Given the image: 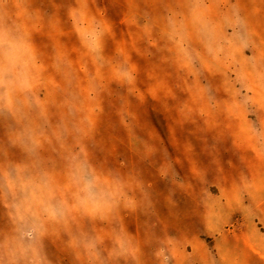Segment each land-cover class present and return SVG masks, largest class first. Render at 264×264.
<instances>
[{"label":"rangeland","instance_id":"374dc122","mask_svg":"<svg viewBox=\"0 0 264 264\" xmlns=\"http://www.w3.org/2000/svg\"><path fill=\"white\" fill-rule=\"evenodd\" d=\"M0 264H264V0H0Z\"/></svg>","mask_w":264,"mask_h":264}]
</instances>
